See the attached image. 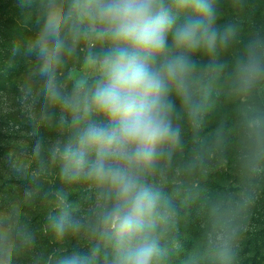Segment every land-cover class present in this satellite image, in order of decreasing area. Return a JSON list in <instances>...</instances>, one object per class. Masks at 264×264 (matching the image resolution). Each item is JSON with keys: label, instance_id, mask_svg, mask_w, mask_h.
<instances>
[{"label": "rangeland", "instance_id": "obj_1", "mask_svg": "<svg viewBox=\"0 0 264 264\" xmlns=\"http://www.w3.org/2000/svg\"><path fill=\"white\" fill-rule=\"evenodd\" d=\"M38 1L36 9L27 8L32 0H16L14 9L0 12V264H59L74 250H96L91 264H115L112 243L100 229L112 194L86 172L75 180L62 173L65 146H77L89 123H109L86 106L67 109L80 87L101 79L99 61L112 44L88 31L77 0ZM211 3L219 34L214 51L178 49L169 36V56L193 64L187 99L169 84L179 138L138 173L159 193L147 229L160 249L156 264H264V0ZM53 7L64 20L65 51L49 90L40 58L30 50L37 51L36 31ZM185 19L179 15L178 23ZM8 49L15 53L3 61ZM253 53L259 71L249 79L238 68ZM22 54L24 69L40 64L32 71L34 91H26L18 74ZM61 218L63 235L53 223ZM185 227L191 239L186 252Z\"/></svg>", "mask_w": 264, "mask_h": 264}, {"label": "clouds", "instance_id": "obj_2", "mask_svg": "<svg viewBox=\"0 0 264 264\" xmlns=\"http://www.w3.org/2000/svg\"><path fill=\"white\" fill-rule=\"evenodd\" d=\"M74 6L88 18V31L112 44L99 61L101 79L85 99L86 110L109 123H89L77 146H65L62 173L75 180L86 172L112 194L114 202L102 212L100 224L114 248L115 264H156L160 249L147 229L159 193L145 187L138 173L158 149L179 138L170 117L169 84L187 99L185 81L193 68L186 56H169V36L175 48L214 51L219 35L213 26L215 10L211 0H77ZM181 14L186 19L178 23ZM63 27V17L53 7L35 41L49 90L65 51ZM238 70L255 77L256 55ZM53 223L63 235L65 219ZM95 253L74 250L61 255L59 264H91Z\"/></svg>", "mask_w": 264, "mask_h": 264}, {"label": "trees", "instance_id": "obj_3", "mask_svg": "<svg viewBox=\"0 0 264 264\" xmlns=\"http://www.w3.org/2000/svg\"><path fill=\"white\" fill-rule=\"evenodd\" d=\"M38 2H39L38 0H32V2H29L28 3L27 8H30V10L36 9L38 7ZM14 3H16V0H0V12L1 11H4L7 8L14 9V7H15V4ZM22 8L25 9L26 6H23ZM0 21H2V20H0ZM41 21H42L41 17L39 15H35V20L33 21V24L39 25V23H41ZM41 28H42V25H40L38 27V30L36 31V35H38V33L40 32ZM0 30H1L0 31V41H2V40H4V38H3L4 37V31H3V27L1 25H0ZM33 31H35V28L33 29ZM9 53H15V52H13L10 49L6 50L5 52H2V60L3 61H6L7 60L6 57L9 55ZM30 53H31V55H34V56L36 55L37 57H39L37 51L36 52H33L32 50H30ZM20 57L21 58L19 59L20 62L18 64V67L21 68V70L18 71V74H19V76L22 79L25 78L26 81H27V83H28L27 84L26 91H29V90L34 91L35 90V87L33 85V81L37 80L38 79L37 78L38 76H36V75L33 76L32 75V71H35V69L39 68L40 67V64H39V66H37V67L35 66L32 69H28V70L27 69H24L23 68L24 64L22 63L23 57H24L23 54ZM30 76L32 77V79H31ZM96 82H97L96 79L93 78L90 81H88L84 86H82V87H80L78 89V92H79L78 94H80V97L79 96H75L72 99V101H71V103H70V105H69V107L67 109L69 113L72 112V110L75 109V108L85 107L86 106L85 99L86 98H89L88 97V94L90 93L91 89H94V87L96 85ZM87 103L88 104L91 103L90 99H88ZM173 103L174 104H177L176 102H173ZM100 229H102V227ZM183 231L187 234V236L185 238V244L187 246L185 247V251H184V252H186L189 249V246L188 245H191V243H189L191 241V239L189 238L190 237V234H189L188 227H185L183 229ZM103 236L106 237V235H104V234H103ZM102 261H103V264H107V262H108L107 259L106 260L105 259H102Z\"/></svg>", "mask_w": 264, "mask_h": 264}]
</instances>
